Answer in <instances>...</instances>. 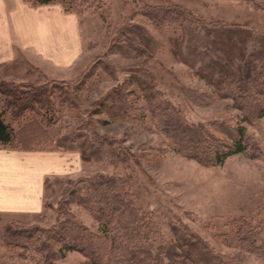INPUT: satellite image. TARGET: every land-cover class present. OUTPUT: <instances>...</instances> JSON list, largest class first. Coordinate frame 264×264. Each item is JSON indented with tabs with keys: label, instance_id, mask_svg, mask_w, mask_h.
Wrapping results in <instances>:
<instances>
[{
	"label": "rangeland",
	"instance_id": "374dc122",
	"mask_svg": "<svg viewBox=\"0 0 264 264\" xmlns=\"http://www.w3.org/2000/svg\"><path fill=\"white\" fill-rule=\"evenodd\" d=\"M56 4L77 17L83 57L65 75H50L42 65L37 70L24 55L0 68V93L14 90L21 99L50 93L43 98L38 117L27 114L14 120L9 113L6 121L15 131L33 134L25 136L22 148L26 150L78 156L70 132L79 124L85 127L86 138L80 141L96 145L85 154L81 168L45 180L40 213H0V264H86L79 253L61 259L55 250L56 243H71V234L60 236L62 227L82 226L101 236L97 222L73 201L94 196L89 183L96 177L102 179L103 190L114 185V193L122 194V204L146 227V245L156 256L174 243L175 230L176 235L195 236L222 256L236 254L219 239L234 223L264 232V117L244 123L233 101L216 99L185 64L195 58L186 54L185 42L196 26L237 27L264 37V0H58ZM175 16L179 17L176 23ZM141 37L151 44L146 56L126 58L117 53L128 43L134 44L132 50L139 49L136 43ZM234 46L230 40L225 42L224 56ZM137 78L143 81L145 93L155 92L163 109L169 108L181 126L204 128L223 143L228 142L223 129L243 127L245 152L213 167L178 155L168 137L157 130L149 111L156 103L137 89ZM242 85V81L235 83L228 94L251 111L252 94L241 101L237 93ZM4 101L0 96V108ZM125 108L131 114L116 121L106 113L118 114ZM46 120L51 121L49 126ZM32 122L40 132L24 129ZM184 148L193 149L189 144ZM92 155L96 158L90 159ZM86 204L92 207L94 199ZM97 248L87 251L101 254V246ZM245 259L244 264H264L256 256Z\"/></svg>",
	"mask_w": 264,
	"mask_h": 264
},
{
	"label": "trees",
	"instance_id": "16d2710c",
	"mask_svg": "<svg viewBox=\"0 0 264 264\" xmlns=\"http://www.w3.org/2000/svg\"><path fill=\"white\" fill-rule=\"evenodd\" d=\"M23 1L34 7L58 6L56 4L58 0ZM64 12L70 14L67 11ZM177 20H179V17L175 16L173 18L174 23L178 22ZM183 20L184 22H191ZM213 26L211 28L196 26L197 30H192L186 34V54L194 55L195 58L187 59L185 64H190L189 67L195 73V77L209 87L216 99L232 100L234 107L244 115V119H242L244 123L261 119L264 117V37H254L248 31L237 27L218 29V25ZM198 30L201 31V34L196 33ZM228 40L234 42L236 47L234 46L232 50L228 49L231 56L228 54L229 56L226 57L223 48ZM148 41L141 37L139 43H136L139 49L132 50L134 44L128 43L124 44L125 50L120 47L117 53L126 58L146 56L151 45ZM140 80L141 78L134 82L137 89L144 92L142 95L146 96L150 103H156L154 106H149V111L157 130L168 137L178 155L201 165L213 167L222 165L229 157L245 152L247 145L243 127H238L232 131L223 129L222 134L228 137V142L223 143L215 140L204 128L181 126L179 125L180 119L174 117L169 108L163 109V104L157 99L155 92L147 90L149 94L145 93L144 83ZM241 81L245 85L239 87L237 93L242 95L241 101L249 98L247 93L252 94V98H249L253 107L251 111H247L242 107L235 96L228 94L233 93V85ZM256 85L257 87L254 88ZM19 94L15 93L14 90L13 92L3 90V93H0V96L5 98L0 108V147L11 151L41 152L22 148L24 147L25 136L33 134L26 133L25 130L15 131L11 123L6 121V115L10 113L14 120H20L27 114L37 116L44 108L45 101H43V98L48 97L50 93H36L25 99L19 98ZM126 111L125 108L119 110L118 114L106 113L112 121H116L131 114ZM50 123L47 121V126ZM79 125L74 131L70 132V136L73 137L71 143L73 145L77 143L75 150L79 153L80 162L83 163L86 162L85 154L91 151L96 143L91 146L87 142L80 141L86 138L83 135L84 125ZM24 129L40 132L36 122H32L29 127ZM16 136L18 141L14 146ZM185 144L192 145L193 149L189 148L187 150L184 148ZM58 149L64 148L58 146ZM71 150L65 151L71 152ZM53 152L64 153L62 151ZM94 152L98 153V150L95 149ZM95 158L92 155L90 159ZM103 186L102 179L96 177L89 183L94 196L84 195L81 199L73 200L77 207L87 211L97 222L101 230V236L90 234L82 226L72 225L69 229L66 227L60 228L59 234H61V237L68 234L65 237L68 238L71 234V237L68 238L71 243H56V255L58 253L61 259L67 253L76 252L86 259V264H244L246 255L256 256L264 262V232L257 233L245 223H234L230 226L229 233L219 236L223 245L236 250L234 255L222 256L216 254L202 240L193 235H187L185 232L176 235L178 231L175 230L172 233L173 237L176 236L174 243H170L156 256L146 245V227L140 220L137 221V215L133 211L130 212L122 204V194L114 193V185L106 190L102 189ZM91 199H94L95 202L92 207L86 204V201ZM106 215L110 216L109 220H105ZM13 238H17V236ZM98 245L101 246V254L87 251L89 248H95L97 251ZM197 253L200 256L196 255Z\"/></svg>",
	"mask_w": 264,
	"mask_h": 264
},
{
	"label": "crops",
	"instance_id": "0c3cea01",
	"mask_svg": "<svg viewBox=\"0 0 264 264\" xmlns=\"http://www.w3.org/2000/svg\"><path fill=\"white\" fill-rule=\"evenodd\" d=\"M83 54L76 16L57 5L34 7L23 0H0L1 69L24 55L37 70L42 65L50 75H65ZM73 168H81L77 155L0 147V213H40L45 180L68 175Z\"/></svg>",
	"mask_w": 264,
	"mask_h": 264
}]
</instances>
